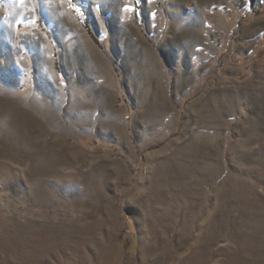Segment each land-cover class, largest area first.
<instances>
[{
    "label": "rangeland",
    "instance_id": "obj_1",
    "mask_svg": "<svg viewBox=\"0 0 264 264\" xmlns=\"http://www.w3.org/2000/svg\"><path fill=\"white\" fill-rule=\"evenodd\" d=\"M0 264H264V0H0Z\"/></svg>",
    "mask_w": 264,
    "mask_h": 264
},
{
    "label": "snow or ice",
    "instance_id": "obj_2",
    "mask_svg": "<svg viewBox=\"0 0 264 264\" xmlns=\"http://www.w3.org/2000/svg\"><path fill=\"white\" fill-rule=\"evenodd\" d=\"M137 2H139V0H137ZM126 10L135 11V8H134V6L129 5V6H127Z\"/></svg>",
    "mask_w": 264,
    "mask_h": 264
}]
</instances>
